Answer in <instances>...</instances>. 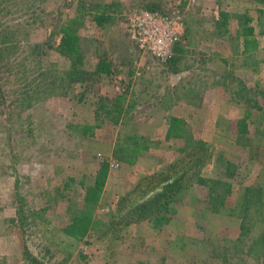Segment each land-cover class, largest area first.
<instances>
[{"label": "rangeland", "instance_id": "374dc122", "mask_svg": "<svg viewBox=\"0 0 264 264\" xmlns=\"http://www.w3.org/2000/svg\"><path fill=\"white\" fill-rule=\"evenodd\" d=\"M79 1L0 0V20H22V44L55 46L58 36L51 31L74 16ZM98 1L120 2L121 17L105 29L87 20L79 35L85 38L86 64L94 66L97 48L109 51L113 74L102 77L84 99L78 100L82 87L74 84L67 95L39 100L20 116L12 106L0 114V264H31L27 252L52 264H264L263 4L159 0L166 13H154L178 18L181 26L175 40L183 49L181 71L171 73L129 35V17L149 10L130 6L131 0ZM220 10L252 18L257 48L243 54L239 39L218 35L214 19ZM231 22L233 31L236 21ZM122 56L128 64H119ZM47 58L59 69L69 64L53 47ZM5 62L0 85L10 92L15 78L8 73L15 70ZM243 87L248 92L241 102L237 90ZM165 89L170 90L162 95ZM125 92V106L133 104L126 123L94 119L99 95ZM171 114L185 121L183 139L165 140ZM243 116L247 135H239L234 125ZM21 119L35 122L27 137L16 130ZM97 122L92 136L66 126ZM133 134L147 138L149 148L141 149L134 162H121L113 154L115 145ZM41 155L45 160L35 168ZM112 160L119 165H109L90 233L81 239L66 236L62 228L82 207L85 186L102 161ZM197 176L230 185L221 204L211 202V192L196 183ZM168 179H179L182 188L165 209L155 210L153 217L147 214L154 210L146 211L141 218L138 205L156 208ZM245 196L252 201L249 208H244ZM19 207L26 217L23 226Z\"/></svg>", "mask_w": 264, "mask_h": 264}, {"label": "trees", "instance_id": "16d2710c", "mask_svg": "<svg viewBox=\"0 0 264 264\" xmlns=\"http://www.w3.org/2000/svg\"><path fill=\"white\" fill-rule=\"evenodd\" d=\"M258 2L263 4V10L259 11H263L264 13V0H258ZM130 6H140L151 12L166 13L164 10V3L159 0H131ZM122 7L123 6L118 1H79L74 16L62 23L59 29L51 31V35L58 36V42L55 46L46 42L22 44V40H20L21 38L18 36L22 30V20L15 23L4 19L0 20V63L5 60L4 66H9L15 70V73H13V71L8 73V75L11 74L15 78L12 86L15 87V89L9 92L8 88H3L2 85H0V114H3L7 107L12 106L16 115L20 116V114L33 107L39 100L48 96L67 95L69 89L74 84H80L82 87V90L78 93V100L84 99L89 92H93L94 85L102 77L111 76L116 66L113 58L109 56V51H100L98 48L95 50L96 61L94 66L91 67L86 64L85 38L79 35V28L84 26L88 20L90 23H93L96 28L105 29L106 26L114 24L121 17ZM233 20L236 21V28L230 31L231 21ZM251 21L252 18L247 13L230 14L224 10H220L218 12V17L214 19V27L218 35L222 38L225 36H234V39H239L242 46L241 53L248 54L258 46L256 31ZM178 42L173 44V54L168 59L162 61L151 56L153 59L157 60L159 64L167 66V69H169L171 73H178L181 71L178 67V58L181 56L180 53L183 49L179 46ZM51 47H53V50L59 56L68 60L69 64L65 69H59L54 61L48 60L47 51ZM128 61L126 57L122 56L120 57L119 64H128ZM128 73H132L130 68ZM1 74H3L2 70L0 71V75ZM169 90L170 89H165L162 95L168 94ZM246 92H248V90L245 87L237 90V95L239 96L238 101L243 102L242 100ZM261 93L264 95V89ZM125 94L126 92L120 93L114 97L99 95L93 104L94 119L107 120L114 125L123 122L126 123L128 112L132 109L133 104H127L125 106ZM251 105L255 106L256 104L253 102ZM257 108L259 107L257 106ZM100 123L101 122H97V124H84L81 126H74L67 123L66 126L67 129H72V131H75V127H78L82 135L92 136L93 129L98 127ZM32 124L35 126L34 120L32 121L29 119L22 121L21 119L18 124V129L16 130L19 132V135L27 137L31 127H33L31 126ZM234 125L239 135H247L249 133L246 116L236 119ZM184 126L185 121L183 118L172 114L169 115L167 117L165 140L183 139L185 135ZM148 141L147 138L141 135L137 136L133 134L131 136H126L123 142L116 143L113 154L121 162L132 163L135 161L141 149L144 150L149 148ZM42 157L41 155L36 162H43L45 159ZM108 172V162L102 161L95 172L92 183L85 186L82 207L76 209L72 213L71 221L62 228V232L66 236L81 239L90 233L93 225V209L99 200ZM167 181L159 194L158 202H160L161 199H163V201L158 203L156 208H149L145 203L138 205V215L141 218H143V214H145L146 211L154 210L147 214L153 217L155 210L161 211L165 209L171 201L172 196H174V193L182 188L179 179L172 181L168 179ZM208 182H210V184H208ZM196 183L208 187L209 193L211 192L210 197L212 203L218 201L221 204L225 197V193H229L230 191V185L222 179L208 180L207 178L197 176ZM251 202L249 197L245 196L243 201L244 208H249ZM17 210L20 224L23 226L24 222H22V219L25 221L26 217L23 216L24 214L20 207L17 208ZM260 219L264 222V213L262 215L260 214ZM244 229L243 226V230ZM25 259L31 264H52L40 261L36 256L28 252L26 253Z\"/></svg>", "mask_w": 264, "mask_h": 264}, {"label": "built area", "instance_id": "2783aa9c", "mask_svg": "<svg viewBox=\"0 0 264 264\" xmlns=\"http://www.w3.org/2000/svg\"><path fill=\"white\" fill-rule=\"evenodd\" d=\"M179 22L178 18L169 20L154 12L139 11L129 17L128 31L141 48L166 59L171 56L172 44L181 34ZM109 165L117 167L119 164L112 160Z\"/></svg>", "mask_w": 264, "mask_h": 264}, {"label": "crops", "instance_id": "0c3cea01", "mask_svg": "<svg viewBox=\"0 0 264 264\" xmlns=\"http://www.w3.org/2000/svg\"><path fill=\"white\" fill-rule=\"evenodd\" d=\"M178 117H180V116H178ZM166 129H167V128H166ZM165 132H166V130H165ZM165 134H166V133H165ZM164 137H165V136H164ZM35 164H36L35 168L38 167V166H40V165H42V164H39V163H37V162H36ZM151 185H152V184H151Z\"/></svg>", "mask_w": 264, "mask_h": 264}]
</instances>
